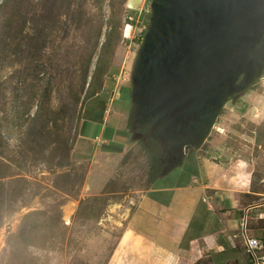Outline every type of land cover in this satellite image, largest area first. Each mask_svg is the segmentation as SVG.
I'll return each instance as SVG.
<instances>
[{"label":"rangeland","instance_id":"obj_1","mask_svg":"<svg viewBox=\"0 0 264 264\" xmlns=\"http://www.w3.org/2000/svg\"><path fill=\"white\" fill-rule=\"evenodd\" d=\"M158 3L0 0V264L129 263L125 222L150 182L173 165L152 120L144 121L147 135L135 131L143 121L134 76ZM130 74L117 90L109 81L107 94L87 100L106 79ZM82 108L86 117L96 112L85 131ZM104 121L112 142L103 151L117 154L74 161L79 128L93 138ZM128 123L131 140L130 132L115 133ZM202 142L209 155L222 145L218 161H244L253 187L264 191V59L222 101ZM136 255L132 264L142 261Z\"/></svg>","mask_w":264,"mask_h":264},{"label":"water","instance_id":"obj_2","mask_svg":"<svg viewBox=\"0 0 264 264\" xmlns=\"http://www.w3.org/2000/svg\"><path fill=\"white\" fill-rule=\"evenodd\" d=\"M145 36L135 113L162 132L175 164L264 59V0H160Z\"/></svg>","mask_w":264,"mask_h":264},{"label":"crops","instance_id":"obj_3","mask_svg":"<svg viewBox=\"0 0 264 264\" xmlns=\"http://www.w3.org/2000/svg\"><path fill=\"white\" fill-rule=\"evenodd\" d=\"M130 80L131 74L129 78L106 79L101 89L87 100L107 94L109 81H113L114 91L118 83ZM112 96L113 92L110 101ZM85 113L80 125L85 124L84 131L97 123L96 112H88L87 117ZM105 121L93 138L79 128L71 151L74 161L117 154L118 150L103 151L112 142L111 137H104ZM129 126L128 123L125 129L116 128L115 133L130 132V140L134 139ZM200 147L203 145L193 147L158 174L132 209L122 237L126 251L131 252L128 264L140 261L137 255L131 258L135 252L141 255L140 264H193L203 258L209 264H251L238 236L243 220L247 234L263 243L264 255V191L253 187L251 170L244 161L236 158L218 161L226 153L222 145H214L211 155ZM246 199L250 201L245 202Z\"/></svg>","mask_w":264,"mask_h":264},{"label":"built area","instance_id":"obj_4","mask_svg":"<svg viewBox=\"0 0 264 264\" xmlns=\"http://www.w3.org/2000/svg\"><path fill=\"white\" fill-rule=\"evenodd\" d=\"M238 236L241 238L244 251L248 256L251 264H264L263 243L247 234L246 223L243 220L240 226ZM236 237V236H234Z\"/></svg>","mask_w":264,"mask_h":264},{"label":"trees","instance_id":"obj_5","mask_svg":"<svg viewBox=\"0 0 264 264\" xmlns=\"http://www.w3.org/2000/svg\"><path fill=\"white\" fill-rule=\"evenodd\" d=\"M147 23V22H146ZM102 87V86H101ZM101 87L99 88V90L101 89ZM99 90L94 91L90 97L94 96ZM89 98V97H88ZM87 98V99H88ZM136 133L140 134V135H147V133L150 132V125L149 124H145V122H141L140 127L138 129L135 130ZM158 176V175H157Z\"/></svg>","mask_w":264,"mask_h":264}]
</instances>
